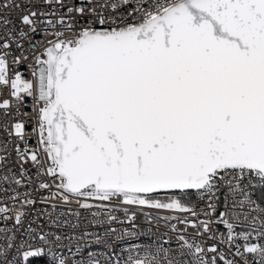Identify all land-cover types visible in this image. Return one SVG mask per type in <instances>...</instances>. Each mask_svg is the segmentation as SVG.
Returning <instances> with one entry per match:
<instances>
[{
	"label": "snow or ice",
	"instance_id": "snow-or-ice-1",
	"mask_svg": "<svg viewBox=\"0 0 264 264\" xmlns=\"http://www.w3.org/2000/svg\"><path fill=\"white\" fill-rule=\"evenodd\" d=\"M0 264H264V0H0Z\"/></svg>",
	"mask_w": 264,
	"mask_h": 264
},
{
	"label": "built area",
	"instance_id": "built-area-1",
	"mask_svg": "<svg viewBox=\"0 0 264 264\" xmlns=\"http://www.w3.org/2000/svg\"><path fill=\"white\" fill-rule=\"evenodd\" d=\"M15 15V14H14ZM118 215H122V213H118ZM143 220V217L141 216L140 218V221H138V223H140L141 221ZM115 226V225H114ZM141 227H144L143 224H141ZM89 230H94V229H89ZM52 231H56L58 234L62 231L61 229H56V228H53ZM147 238H145L143 241H140V242H145ZM119 251V248L117 249ZM125 257H126V253L124 254Z\"/></svg>",
	"mask_w": 264,
	"mask_h": 264
}]
</instances>
